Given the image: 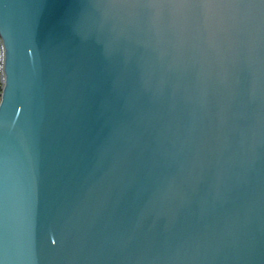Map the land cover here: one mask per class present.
I'll return each mask as SVG.
<instances>
[{
  "label": "water",
  "instance_id": "water-1",
  "mask_svg": "<svg viewBox=\"0 0 264 264\" xmlns=\"http://www.w3.org/2000/svg\"><path fill=\"white\" fill-rule=\"evenodd\" d=\"M5 264H264V46L121 0H0Z\"/></svg>",
  "mask_w": 264,
  "mask_h": 264
},
{
  "label": "snow or ice",
  "instance_id": "snow-or-ice-1",
  "mask_svg": "<svg viewBox=\"0 0 264 264\" xmlns=\"http://www.w3.org/2000/svg\"><path fill=\"white\" fill-rule=\"evenodd\" d=\"M126 9L146 10L150 5L180 6L178 15L186 28L194 26L208 37L209 47L215 46L219 33L230 37L241 22L249 28V47L255 49L257 37L264 46V0H121ZM168 11L167 7L164 9ZM258 23V27H257ZM0 264H5L0 259Z\"/></svg>",
  "mask_w": 264,
  "mask_h": 264
},
{
  "label": "clouds",
  "instance_id": "clouds-1",
  "mask_svg": "<svg viewBox=\"0 0 264 264\" xmlns=\"http://www.w3.org/2000/svg\"><path fill=\"white\" fill-rule=\"evenodd\" d=\"M165 7H167L168 9L167 12L164 11ZM179 7L180 6H164V5L148 6V15L150 18L151 25L153 27H158V25L166 18L168 27L176 35L182 34L187 28L184 26L182 18L178 15ZM257 27H258V23H257ZM234 30L249 32V28L247 24L243 22L238 24ZM201 39H202V44L206 47H209L208 37L206 35H201ZM2 44L3 41L0 40V46H2ZM2 97H3V84L0 83V99H2Z\"/></svg>",
  "mask_w": 264,
  "mask_h": 264
},
{
  "label": "built area",
  "instance_id": "built-area-1",
  "mask_svg": "<svg viewBox=\"0 0 264 264\" xmlns=\"http://www.w3.org/2000/svg\"><path fill=\"white\" fill-rule=\"evenodd\" d=\"M0 40H2L1 37H0ZM0 83L3 84V90H4V86H5V47H4V44L0 46ZM1 101L2 99H0V103Z\"/></svg>",
  "mask_w": 264,
  "mask_h": 264
}]
</instances>
